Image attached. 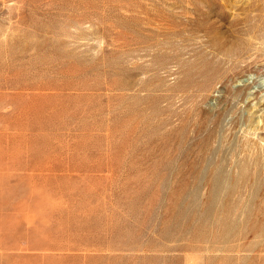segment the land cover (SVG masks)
<instances>
[{
	"label": "rangeland",
	"instance_id": "obj_1",
	"mask_svg": "<svg viewBox=\"0 0 264 264\" xmlns=\"http://www.w3.org/2000/svg\"><path fill=\"white\" fill-rule=\"evenodd\" d=\"M0 264H264V0H0Z\"/></svg>",
	"mask_w": 264,
	"mask_h": 264
},
{
	"label": "bare ground",
	"instance_id": "obj_2",
	"mask_svg": "<svg viewBox=\"0 0 264 264\" xmlns=\"http://www.w3.org/2000/svg\"><path fill=\"white\" fill-rule=\"evenodd\" d=\"M259 122V121H258Z\"/></svg>",
	"mask_w": 264,
	"mask_h": 264
}]
</instances>
